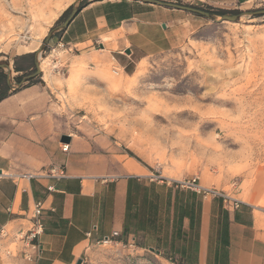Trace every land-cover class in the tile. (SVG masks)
Segmentation results:
<instances>
[{
  "label": "rangeland",
  "instance_id": "rangeland-1",
  "mask_svg": "<svg viewBox=\"0 0 264 264\" xmlns=\"http://www.w3.org/2000/svg\"><path fill=\"white\" fill-rule=\"evenodd\" d=\"M162 1L209 8L192 0ZM80 2L0 0V63H9L11 73L16 58L28 68L30 58L17 56L35 49L45 79L53 81L64 134L103 137L156 176H197L205 187L264 212V15L242 14L263 9L264 0L225 9L239 15L236 21L189 12L194 22L186 38L138 63L125 51L115 62L103 48L92 58L52 52L58 26ZM35 53H28L33 65ZM34 71L16 75L15 82ZM77 264L174 263L112 239L86 246Z\"/></svg>",
  "mask_w": 264,
  "mask_h": 264
},
{
  "label": "crops",
  "instance_id": "crops-1",
  "mask_svg": "<svg viewBox=\"0 0 264 264\" xmlns=\"http://www.w3.org/2000/svg\"><path fill=\"white\" fill-rule=\"evenodd\" d=\"M192 1L225 10L250 0ZM188 13L142 0H88L52 41L76 45L89 58L103 48L115 62L129 49L138 63L183 41L194 22ZM24 51L17 57L35 53ZM18 74L12 69L0 101V229L24 227L33 203L43 202L41 252L33 264H77L86 246L107 239L153 249L174 264H264L263 211L179 188L177 179L156 176L103 137L70 136L62 151L60 138L69 134L59 127L52 79L42 75V82L23 86L26 76L16 83ZM51 166H64L66 176L11 180ZM50 184L54 191H47ZM10 243L0 237V264H28L5 255Z\"/></svg>",
  "mask_w": 264,
  "mask_h": 264
},
{
  "label": "built area",
  "instance_id": "built-area-1",
  "mask_svg": "<svg viewBox=\"0 0 264 264\" xmlns=\"http://www.w3.org/2000/svg\"><path fill=\"white\" fill-rule=\"evenodd\" d=\"M77 50L76 45L66 44L63 40L59 39L54 42L53 51L72 53ZM42 75H44L43 69L40 67ZM53 70L60 74V69L54 65ZM69 145L61 143V150L67 151ZM66 176L64 166H51L42 173H17L11 175V180L15 183L20 181H30L33 179L50 178V179H62ZM175 186L179 188L191 189L196 192L212 193L213 195H220L223 198L224 203L230 204L237 208L241 205L242 200L229 196L228 194L218 192L211 188L203 186L197 176L190 178H182L174 180ZM47 191L51 192L55 190V186L50 184L46 187ZM43 202L38 200L33 203L28 216L26 217L27 223L24 227L18 229L5 228L0 229V237L11 239V245L5 249L6 256H19L21 260L28 264H33L39 258L41 249L39 245V237L44 231V224L42 221ZM110 241L109 239L104 242Z\"/></svg>",
  "mask_w": 264,
  "mask_h": 264
},
{
  "label": "water",
  "instance_id": "water-1",
  "mask_svg": "<svg viewBox=\"0 0 264 264\" xmlns=\"http://www.w3.org/2000/svg\"><path fill=\"white\" fill-rule=\"evenodd\" d=\"M78 1H81V0H78ZM142 1L153 2V3L165 5V6H168V7H173V8H177V9L186 10V11L192 12L194 14L202 15V16H204L206 18H211L212 17L208 12H206V11L200 9V8H196V7L189 6V5L178 4V3L168 2V1H162V0H142ZM76 12H77V7H73L71 9L70 14L64 20V22L61 25L58 26V29H61V28L66 27L67 24L69 23V21L76 14ZM242 14L243 15H264V8L263 9L254 10V11L243 12ZM238 18H239V15L238 14H228V13H224V14H222V15H220L218 17V21H224V20H227V21H236ZM52 33H53V30H51L46 35L45 42H48L50 40ZM40 51H41V48L38 49V52H40ZM36 53H35L36 59L34 61L35 71L33 73L27 75L25 79L39 76L40 73H41L40 63H39V59H37ZM126 53L129 54L130 53V50L127 49L126 50ZM0 69H2L7 74V83L9 84L10 83L9 82V76H10V73H11V66H10V64L7 63V62H2V63H0ZM69 140H70V135H62L61 138H60V141L62 143H67V142H69ZM151 250L154 251L153 249H151Z\"/></svg>",
  "mask_w": 264,
  "mask_h": 264
},
{
  "label": "trees",
  "instance_id": "trees-1",
  "mask_svg": "<svg viewBox=\"0 0 264 264\" xmlns=\"http://www.w3.org/2000/svg\"><path fill=\"white\" fill-rule=\"evenodd\" d=\"M88 0H81L80 4H79V7H81L82 5H84ZM190 6V5H189ZM194 7V6H193ZM70 8H68L62 16H64L66 13H68ZM206 12H208L210 15H217V16H220L224 13H228L227 10H223V9H219V8H207V9H202ZM236 13V12H235ZM61 16V17H62ZM60 17V18H61ZM33 55L34 54H26L24 57L26 58H30V61H31V65L28 67V68H24V67H21L17 64V58L15 59L14 61V70L16 72H26L28 69H31L34 65H33ZM29 75V74H28ZM22 76H18L16 79L17 81L19 82L20 79H21ZM34 81H36V77H33V78H28L27 79V82H31V83H35ZM10 88L7 84V74L2 70L0 69V101L3 100L7 95H8V92H9ZM131 155V154H130ZM132 156V155H131Z\"/></svg>",
  "mask_w": 264,
  "mask_h": 264
},
{
  "label": "bare ground",
  "instance_id": "bare-ground-1",
  "mask_svg": "<svg viewBox=\"0 0 264 264\" xmlns=\"http://www.w3.org/2000/svg\"><path fill=\"white\" fill-rule=\"evenodd\" d=\"M40 58H42V57H39V60H40ZM43 61V60H42ZM250 202H252L253 200H249Z\"/></svg>",
  "mask_w": 264,
  "mask_h": 264
}]
</instances>
